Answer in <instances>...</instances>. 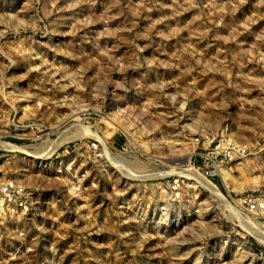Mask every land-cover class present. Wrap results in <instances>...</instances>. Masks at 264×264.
<instances>
[{"label": "rangeland", "instance_id": "rangeland-1", "mask_svg": "<svg viewBox=\"0 0 264 264\" xmlns=\"http://www.w3.org/2000/svg\"><path fill=\"white\" fill-rule=\"evenodd\" d=\"M259 237L264 0H0V264H264Z\"/></svg>", "mask_w": 264, "mask_h": 264}, {"label": "bare ground", "instance_id": "bare-ground-1", "mask_svg": "<svg viewBox=\"0 0 264 264\" xmlns=\"http://www.w3.org/2000/svg\"><path fill=\"white\" fill-rule=\"evenodd\" d=\"M68 130H69V129H68ZM69 135H70V134H69ZM64 136H65V135H64ZM62 140H64V139H62ZM65 140H66V139H65ZM60 142H61V141H60ZM222 171H223V170H222ZM226 184H227V183H226ZM229 186H230V185H229ZM261 206H262V205H261ZM247 219H248V218H247ZM247 221H249V220H247ZM249 222H250V221H249ZM244 223H245V221H244ZM250 223H253V222H250ZM250 229H251V228H250ZM256 229H257V228H256ZM256 229H255V230H256ZM251 231H252V229H251ZM261 231H262V230H261ZM259 240L262 241V240H264V239L259 237Z\"/></svg>", "mask_w": 264, "mask_h": 264}]
</instances>
